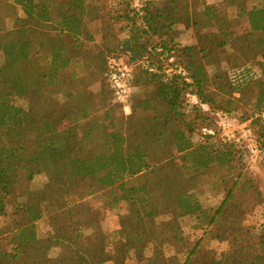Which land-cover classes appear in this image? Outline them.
Segmentation results:
<instances>
[{
	"label": "trees",
	"instance_id": "trees-1",
	"mask_svg": "<svg viewBox=\"0 0 264 264\" xmlns=\"http://www.w3.org/2000/svg\"><path fill=\"white\" fill-rule=\"evenodd\" d=\"M250 1L220 0L199 14L185 0H148L133 16L126 13L124 39L104 34V48L96 51L89 47L94 36L88 21L94 12L88 0H0V217L14 216L12 228H0V264H264V226L259 231L248 226L254 212L235 204L238 189H257L241 173H229L222 178L226 197L213 213L193 193L215 168L234 169L233 143L195 145L196 122L181 126L188 89L202 105L224 114L253 105L264 148L259 117L264 107V0L261 6H250ZM240 19L247 20L248 29L235 35L232 29ZM9 20L14 23L10 30ZM180 26L191 29L197 43L183 50L187 66L169 77L161 64L167 45H151L150 40H176ZM217 45L226 51L222 58L231 69L228 75L222 73ZM111 59L138 69L126 121L109 108L113 103L122 109L106 78ZM142 76L156 90L152 100L144 98L139 105L155 114L137 117L135 90ZM195 109L197 121L208 120ZM40 175L48 182L34 189ZM99 192L109 208L121 202L128 206L121 232L106 239L81 202L73 201ZM45 213L54 231L43 240L35 223ZM163 215L170 219L159 224ZM186 217H194L197 228L210 227L215 239L228 242V252L192 243L181 225ZM62 220L65 229L58 227ZM8 234L11 251L4 246ZM56 248L62 254L52 257ZM171 249L186 253V260L178 263L177 254L168 255Z\"/></svg>",
	"mask_w": 264,
	"mask_h": 264
},
{
	"label": "rangeland",
	"instance_id": "rangeland-1",
	"mask_svg": "<svg viewBox=\"0 0 264 264\" xmlns=\"http://www.w3.org/2000/svg\"><path fill=\"white\" fill-rule=\"evenodd\" d=\"M65 2L67 0H58ZM93 5L94 20L88 21V30L93 33L94 40L89 44V47H96V51L104 48V43L101 39L105 35H118V39H124L127 30L124 28L127 22L125 16L131 12L133 16L138 12L145 1L148 0H88ZM165 1V0H162ZM188 2L190 11L202 14L206 5H220V0H185ZM262 0H252L248 5H262ZM127 13V14H126ZM124 16V17H123ZM200 21L204 22V17L201 16ZM139 26L142 25V20L138 19ZM14 23L9 20L7 23L8 30L12 29ZM181 34L178 39L171 41L169 36H165L163 40L157 38H151V45L157 43H164L167 45L166 53L161 61V64L168 74L172 77L180 68L186 67L188 64V58L184 55V48L187 46H193L197 43L195 33L191 29H185L184 26L179 27ZM248 29L246 19H240V24L237 25L232 31L235 35L244 34ZM202 33H207V29ZM3 38V34L0 33V41ZM179 51H176L175 49ZM218 56L221 57L222 73L227 74L231 70L227 65L225 58H222L226 51H223V47L217 45ZM174 49V50H173ZM98 50V51H99ZM172 50V51H170ZM231 51V46H227V52ZM135 67V66H134ZM137 72V68L135 67ZM210 78H213V69H208ZM258 74V73H257ZM103 79L105 77L103 75ZM79 86L81 82H76ZM73 91L76 89H72ZM156 84L144 79V76L140 78L139 84L135 90L137 94L136 102V116L145 117L155 114L154 110L145 111L139 101L148 98L152 100L155 96ZM192 89H188L184 92L185 107L183 109L184 116L182 118L181 126H185L188 122H196V128H194L191 139L193 144L209 143L219 144V142L231 141L234 152L236 153L234 169H221L215 168L206 175L199 185L194 189L197 199L201 203L204 210L213 213L218 206L224 201L226 197V191L223 187V177L238 176L241 173L246 182L252 184L257 189L254 193L252 190L247 189L241 192L240 189L236 192L235 204H243L247 209L249 208L254 213L247 217V225L255 228L259 231L264 226V148H262V133L261 126L256 124L258 120V110L253 105L240 106L233 113L224 114L215 109H209L208 106L202 105L201 101L194 95L190 94ZM210 92H216L213 82H210ZM238 98L239 95L236 94ZM57 99L61 98V95L56 96ZM251 103H255L254 100H249ZM15 103L18 105L26 106L27 102L24 99H16ZM138 106V107H137ZM112 112L117 116L123 118L126 121L131 114H126L124 110L116 107L111 103L109 106ZM194 108L204 111L208 116V120L205 122L197 121L195 119ZM249 118V120H246ZM119 128V126H118ZM48 182V178L45 175L36 177L32 184L34 189H41ZM230 182V186H231ZM261 193V197L258 193ZM74 202H81L83 212L88 215L90 221H93L101 228V237L106 239L108 235L116 236L121 230V216L127 213L128 206L125 202H121L116 208H109L106 206L107 200L102 192L96 193L91 196L83 198L79 201L78 198H73ZM255 202H261L257 204ZM13 209L11 208V213ZM13 214V213H12ZM14 216L0 217V228L10 229L14 226ZM170 219L169 216L163 215L157 219L159 224L164 223ZM58 223V227L65 229V222ZM182 229L184 235L192 242L200 241L202 248L216 250L218 253H226L229 250L228 242H222L215 239L213 232H210V227L203 225L201 228H197V221L194 217H186L182 221ZM36 232L40 239H48L50 234L54 231L53 223H51L50 216L45 213L43 218L35 223ZM88 230V228H87ZM86 230V231H87ZM256 231V232H257ZM91 230L87 233L91 234ZM4 246L8 251L12 250V244L10 242V234L3 237ZM62 254V250L59 248L53 249L50 252L52 257H58ZM177 254L178 263L186 260V253H176L171 249L168 255ZM105 264H114L112 261Z\"/></svg>",
	"mask_w": 264,
	"mask_h": 264
},
{
	"label": "built area",
	"instance_id": "built-area-1",
	"mask_svg": "<svg viewBox=\"0 0 264 264\" xmlns=\"http://www.w3.org/2000/svg\"><path fill=\"white\" fill-rule=\"evenodd\" d=\"M136 70L123 60L111 59L108 62L106 78L112 90L115 102L128 115L131 113V99L134 92ZM259 117L264 121V107Z\"/></svg>",
	"mask_w": 264,
	"mask_h": 264
}]
</instances>
